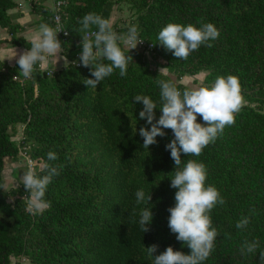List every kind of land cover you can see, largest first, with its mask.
Here are the masks:
<instances>
[{
    "label": "trees",
    "instance_id": "trees-1",
    "mask_svg": "<svg viewBox=\"0 0 264 264\" xmlns=\"http://www.w3.org/2000/svg\"><path fill=\"white\" fill-rule=\"evenodd\" d=\"M131 4L136 18L114 24L120 33L129 24L138 25L139 37L153 48L138 46L130 51L133 61L128 74L118 70L88 89L84 78H91L90 67L74 66L82 51V36L75 30L79 19L95 12L112 16L115 5ZM16 0H0V49H30L22 26L9 11ZM39 9L42 22L53 26L50 8ZM63 21L68 36H58L70 63L61 70H38L33 79L20 82L18 64L0 61V182L6 159L17 158L22 147L36 163L47 161L55 151L60 175L48 186L45 200L49 207L42 215L25 211L23 185L8 192L0 189V264H12V257H25L30 264H152L146 247L158 245L156 254L172 246L190 254V248L176 239L168 226L178 189L170 186L168 175L175 164L166 145L174 138L171 129L157 137V143L144 149L139 129L151 125L139 118L142 102L137 94L150 96L159 106L156 79L160 65L175 73L177 86L187 75L207 74L203 85L218 76L234 75L241 88L243 107L235 124L224 129L215 143L201 156L182 154L207 168V184L214 185L226 200L211 212L212 226L220 235L211 256L203 264H264V0H69ZM201 22L215 24L220 36L212 46L202 45L187 60L177 59L159 43L158 32L168 23ZM155 43V45H154ZM156 61H159L156 63ZM154 62V65L152 64ZM156 66V68H153ZM159 76V77H158ZM173 80V79H172ZM161 110L156 109L159 119ZM197 120L203 123L202 117ZM23 125V139L13 140L17 125ZM136 124V131L133 127ZM133 125V127H132ZM143 188L152 196L148 205L135 203V192ZM13 199L12 201L10 199ZM152 207L153 221L143 233L138 222L131 224L132 209ZM254 210V211H253ZM250 217L241 230L235 224ZM226 234H230L227 236ZM244 240H258L256 254L241 255Z\"/></svg>",
    "mask_w": 264,
    "mask_h": 264
},
{
    "label": "clouds",
    "instance_id": "clouds-1",
    "mask_svg": "<svg viewBox=\"0 0 264 264\" xmlns=\"http://www.w3.org/2000/svg\"><path fill=\"white\" fill-rule=\"evenodd\" d=\"M66 5V0H55L50 7L56 26L42 22L25 40L30 49L19 54L6 57L9 60L16 59L19 75L13 78L23 83L31 80L38 70L44 69L43 61L46 57H55L62 48L58 33L63 29L59 26L58 12ZM79 28L75 31L82 36V51L74 66L80 64L90 67L91 78H84L83 82L88 89L95 90L107 77L118 70L121 77L128 74L129 64L133 61L130 51L143 42L139 37L138 25L129 24L126 31L118 33L114 29V21L110 17H104L95 12H89L79 19ZM67 34V33H65ZM220 36L215 24L201 22L197 24L168 23L158 32L155 43H159L180 60H187L190 54L204 45L212 46V41ZM154 43V45H155ZM65 67L66 66V61ZM161 68L159 76H167ZM56 71V69H55ZM49 75L53 72L50 70ZM158 76V77H159ZM159 87V106L150 96L137 94L135 102H142L144 107L139 112L140 119H146L151 125L139 129V134L144 138L142 147H149L157 143L158 136H164L165 129H171L174 138L166 145L170 150L171 158L175 164V170L168 175L171 179L170 186L178 189L175 193V205L168 211L170 216L168 226L176 239L190 248V254L174 250L168 246L165 251L156 254L158 245L146 247V253L151 258L152 264H203L216 247V239L220 232L212 226L211 212L218 205L226 206V200L221 192L211 184H207L208 171L204 163L188 159L186 156L199 157L203 150L215 143L226 127L235 124L236 115L243 107L239 80L234 75L218 76L214 82L207 86L189 87L182 89L172 79H156ZM161 110L159 119L156 118V109ZM202 117L203 123L197 120ZM133 127V125H132ZM136 131V124L133 132ZM58 159L55 151L47 153V161L36 163L27 159L23 174L20 177L26 190L23 198L25 211L32 216L42 215L49 207L45 200L48 186L58 177L61 165L54 162ZM0 189L9 193L7 181L0 182ZM152 200L151 193L146 194L143 188L135 192L137 205H148ZM254 211V210H253ZM137 213L132 209L129 217L131 224L138 222L140 230L149 231V225L153 221L152 207L147 206L139 210V219H135ZM250 222V217L244 216L235 224L237 229H245ZM230 236V234H226ZM260 247L258 240H244L240 245L241 255L256 254ZM261 252V260L264 262V251Z\"/></svg>",
    "mask_w": 264,
    "mask_h": 264
},
{
    "label": "rangeland",
    "instance_id": "rangeland-1",
    "mask_svg": "<svg viewBox=\"0 0 264 264\" xmlns=\"http://www.w3.org/2000/svg\"><path fill=\"white\" fill-rule=\"evenodd\" d=\"M111 18L114 21V24L117 22H121L126 20L131 21L133 18H136V14L134 13V10L132 9V6L128 2H122L120 4L115 5V10L112 13ZM19 50L22 49V47H17ZM63 47L61 48V54H63ZM18 52V51H17ZM65 56V55H64ZM70 62V60H69ZM159 61H156V63ZM12 64V63H11ZM154 65V62H152ZM164 63L160 65V68H165ZM153 68H156V66H153ZM164 71L167 73L168 76H170L174 81L178 82L175 73L171 72L169 69L165 68ZM207 74L206 71H202L196 75H187L183 77L181 82L185 83L189 87H201L203 85V80L205 75ZM243 103H247V101L242 100ZM23 139V125L18 124L16 133L14 134L13 140H15L17 143H20ZM29 147H22L21 152L19 153L17 158L14 159H6L5 168L3 171V175L5 180L7 181L9 185V190L12 188H16L20 186V177L23 174V170L25 167V163L27 159H31L32 161L36 162L35 159H32L30 157V154L28 153ZM22 185V184H21ZM13 200L12 198L10 199ZM12 264H30V260L25 257H12L11 258Z\"/></svg>",
    "mask_w": 264,
    "mask_h": 264
},
{
    "label": "crops",
    "instance_id": "crops-1",
    "mask_svg": "<svg viewBox=\"0 0 264 264\" xmlns=\"http://www.w3.org/2000/svg\"><path fill=\"white\" fill-rule=\"evenodd\" d=\"M18 3V6L14 9H11L9 11L10 15L13 18V21L15 23H19L22 26V30L20 32V35H23L24 37L30 36L34 33V31L38 28V22L41 19V14L39 13V9L35 8H50L53 6L54 2L53 0H16ZM1 36L3 37H9V33L6 29L0 30ZM25 50V48L18 49L16 47H3L0 49V61H6L10 65H13L16 63V59H18L19 54H22ZM18 51V55L16 59L9 60L6 57L15 55V52ZM70 63L69 59L61 54V51L55 56V57H46L43 61L44 64V70H61L63 67H65ZM12 63V64H11Z\"/></svg>",
    "mask_w": 264,
    "mask_h": 264
},
{
    "label": "built area",
    "instance_id": "built-area-1",
    "mask_svg": "<svg viewBox=\"0 0 264 264\" xmlns=\"http://www.w3.org/2000/svg\"><path fill=\"white\" fill-rule=\"evenodd\" d=\"M53 2H54V4H55V0H53ZM68 2H69V0H66V5L68 4ZM54 4H53V6H54ZM66 5H65V6H66ZM63 10H64V7H62V8L60 9V11L58 12V16H59V26L63 28V29L58 33V36H60V37H62V36H68V35H69V32H68V30L66 29V27H65V25H64V21H63V15H64ZM51 21H52L53 26H56V24H55V20H54L53 16H52V18H51ZM65 33H67V34H65ZM138 46H141V47H143V48H145V47L147 46V47H148V50H147L146 54H148V55H150V53H151V51H152V48H153V45L147 43L145 40H143V42L139 43ZM77 66H80V64H77Z\"/></svg>",
    "mask_w": 264,
    "mask_h": 264
}]
</instances>
